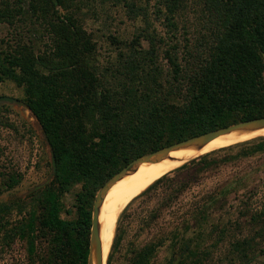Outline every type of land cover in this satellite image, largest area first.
<instances>
[{"label": "trees", "instance_id": "obj_1", "mask_svg": "<svg viewBox=\"0 0 264 264\" xmlns=\"http://www.w3.org/2000/svg\"><path fill=\"white\" fill-rule=\"evenodd\" d=\"M93 2L0 0V24L7 27L0 36V82L21 89L56 163L45 188L15 203L22 220L5 230L0 264H86L91 207L110 176L143 154L264 117V0H123L140 25L128 40L106 35L113 54L105 64L85 27L84 9ZM191 8L194 22L185 16ZM258 154H264V136L213 150L156 179L118 216L106 264L125 221L143 222L128 243L127 264H150L166 243L183 261L198 253L203 238L216 235L214 247L231 238L232 227L216 225L213 213L227 206L236 187H246L245 178L192 202L169 227L154 230L150 223L205 173ZM17 182L11 178L8 187ZM76 187L66 209L63 197ZM241 207L263 237L264 212L249 203ZM16 236L25 242L19 258L7 254ZM228 243L241 258L256 245L254 238ZM259 251L264 255V246Z\"/></svg>", "mask_w": 264, "mask_h": 264}, {"label": "rangeland", "instance_id": "obj_2", "mask_svg": "<svg viewBox=\"0 0 264 264\" xmlns=\"http://www.w3.org/2000/svg\"><path fill=\"white\" fill-rule=\"evenodd\" d=\"M89 7L90 10L88 11L84 9L85 27L93 33L97 40L98 56L100 62L105 64L113 54L112 46L106 39V35L111 34L121 40H128L140 22L128 17L123 6V0H94ZM192 10L193 8L189 9L185 16L194 22L196 14ZM158 29L161 32L165 30L160 25ZM6 31L7 27L0 24V36L4 35ZM181 36H184L183 33ZM0 96H9L22 101L21 89L7 80L0 82ZM0 119V206L15 205L18 200L26 199L29 194L40 191L49 184L36 189L37 186L48 180L51 173L49 149L39 124L26 107L15 103L1 102ZM11 178L18 179V182L13 187H8ZM242 178H245L247 182L246 187L243 189L236 187L234 193L228 198L227 206L213 213L216 225L223 226V224L229 223L232 227L229 228V234L232 237L216 247L213 246V242L217 238L216 235H213L212 238H203L197 242L196 252L198 253L190 258L186 256L183 261L180 257L177 264L181 261L184 264H264V255H261L259 251L264 246V236L259 237L255 234L258 227L251 225L249 218L241 215V206L244 203H249L253 208L264 212V154L235 160L224 167L205 173L201 180L188 188L178 197L177 201L168 207H163L161 217L150 223V226L154 230L169 227L170 222L186 212L192 202L212 191H219L227 181L233 182V186H238V182ZM77 189L78 187L63 197L66 209H72L73 194ZM14 205L13 209L6 213L0 211V242L4 237L5 230L9 231L18 227L19 221L22 220V215L17 213L16 205ZM155 205L152 203L150 207H155ZM137 207V202H134L129 206V211L131 212ZM62 216L69 218L65 214ZM116 225L117 221L115 233ZM142 225L143 222L141 221L122 223V228L117 233L123 235V239L113 250L111 264H127L128 243L134 240V234ZM17 232L16 229V234ZM189 235L191 234L189 233ZM242 238H254L256 244L253 251H249L248 258H241L233 253L228 243V240L234 241ZM15 239L13 250L7 251V254L12 253L18 258L23 257L25 242L20 240L18 236ZM143 240V237L140 238L138 243ZM177 258L178 256H173L166 243L158 249L150 264H172Z\"/></svg>", "mask_w": 264, "mask_h": 264}, {"label": "bare ground", "instance_id": "obj_3", "mask_svg": "<svg viewBox=\"0 0 264 264\" xmlns=\"http://www.w3.org/2000/svg\"><path fill=\"white\" fill-rule=\"evenodd\" d=\"M260 136H264V127L256 130H236L213 139L201 148L189 146L172 150L160 162L143 163L136 172L128 174L117 181L107 191L99 207L98 225L103 264L109 254L115 233V224L121 210L156 179L177 168L184 162L213 150Z\"/></svg>", "mask_w": 264, "mask_h": 264}, {"label": "water", "instance_id": "obj_4", "mask_svg": "<svg viewBox=\"0 0 264 264\" xmlns=\"http://www.w3.org/2000/svg\"><path fill=\"white\" fill-rule=\"evenodd\" d=\"M54 2H55V0H54ZM1 102L9 103V104L15 103L17 105L24 106L29 110L28 106L17 98H13V97H9V96H0V103ZM31 114H32V112H31ZM34 118H35V116H34ZM36 121H37V119H36ZM37 123H38V121H37ZM39 126H40V124H39ZM263 127H264V117H260V118L240 121L237 123L227 125L225 127L216 128V129L208 131L206 133L196 135V136L187 138L185 140L173 143L171 145L162 147V148H160L154 152H150V153H146V154H143L141 156H138V157L134 158L133 160H131L129 163H127L119 171H117L112 176H110L104 182V184L100 187L98 192L96 193L92 207H91L89 247H88V255H87L86 264H103L101 243H100V239H99V225H98L99 207L101 206V203L103 202V199L105 198L107 191L117 181H119L120 179H122L123 177H125L128 174L136 172L137 169L139 168V166L143 163L160 162L161 160L166 158L172 150H177V149L189 147V146H197V147L201 148V147L205 146L207 143H209L210 141H212L213 139H215L221 135H224V134L236 131V130H256V129H260ZM40 128H41V126H40ZM41 131H42L45 142H46L48 149H49L50 165H51L52 169H51V173H50L48 180H46L43 184L37 186L36 189L43 188L45 185L50 183L52 181L54 175H55V170H56V163H55V158H54V154L52 151V147L49 144V141L46 138L42 128H41ZM184 163H186V162H184ZM179 258L180 257L178 256L177 260H175L172 264H177ZM106 260H107V258H106ZM106 260H105L104 264H106Z\"/></svg>", "mask_w": 264, "mask_h": 264}]
</instances>
